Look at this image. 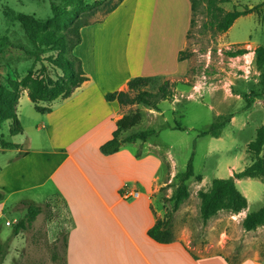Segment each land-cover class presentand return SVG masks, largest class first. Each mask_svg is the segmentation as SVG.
<instances>
[{
  "label": "rangeland",
  "instance_id": "obj_1",
  "mask_svg": "<svg viewBox=\"0 0 264 264\" xmlns=\"http://www.w3.org/2000/svg\"><path fill=\"white\" fill-rule=\"evenodd\" d=\"M109 1L102 11L90 18L91 24L104 21L106 11L119 2ZM198 1L185 50L188 55L184 62L185 74L170 80L175 84L174 100L161 102L159 110L134 105L124 112L125 116L137 113L143 116L141 125L129 134L154 130L157 135L148 141L127 143L125 149L137 159H161L164 166L158 176L163 181L155 185L153 194V204L158 211L173 207V202L165 204L164 198L177 194L180 186L177 177L186 172L192 160V174L182 184L185 198L175 214L174 233L186 240L195 256L222 255L233 263L248 258H260L264 262V224L253 230L245 225L252 214L264 207V182L260 178L236 181L249 201L243 210L237 211L226 204L207 222L201 215L202 194L211 190L213 181L228 179L230 170L241 172L251 165L258 132L264 126V95L255 55L256 49L264 46V11L243 16L227 33L215 34L205 28L206 4ZM262 3L264 0H232L223 8L243 11ZM54 6L72 12L77 4H68L65 0H0V86L10 87L14 83L21 91L19 117L24 134L17 140L31 150L48 147V141L44 131H37L44 116L35 110L27 95L29 89L45 85L49 80L65 79L62 70L49 61V58L66 57L56 44L63 40L67 23L64 19L55 21ZM132 17L133 8L129 11L125 8L119 20L127 22ZM242 49L247 51L245 55H229ZM155 80L148 88L152 92L165 81L164 78ZM222 117L231 120L221 130V138L200 136ZM234 117H241L245 124L233 125ZM8 133L9 123L6 122L0 128V135L8 139ZM38 177L39 184L43 185L21 193L18 201L33 200L44 207V212L27 231L16 237L14 226L26 215V208L18 204L17 196L6 205L7 218L0 221V241L8 243L9 249L3 264H66L68 218L64 205L74 219L79 206L70 202L43 171ZM151 181V176H146L147 188ZM81 182L79 177L73 179V183ZM7 221L11 222L10 226Z\"/></svg>",
  "mask_w": 264,
  "mask_h": 264
},
{
  "label": "crops",
  "instance_id": "obj_2",
  "mask_svg": "<svg viewBox=\"0 0 264 264\" xmlns=\"http://www.w3.org/2000/svg\"><path fill=\"white\" fill-rule=\"evenodd\" d=\"M125 8H133V17L121 22ZM192 18L190 0H125L104 21L81 30L82 43L74 54L88 81L69 99L40 104L52 108L51 113L42 114L43 122L37 126L38 132H45L48 147L31 150L18 136L8 133L7 139L0 135L21 146L0 145V192L4 194L0 221L12 197L17 196L22 205L34 202L18 201V196L42 186L38 176L43 171L79 206L74 219L64 205L68 218L66 264H264L260 258L239 263L222 255L199 258L175 233L171 244L151 239L148 231L165 214V207L158 211L153 204L154 187L163 181L158 176L164 166L161 159H137L126 145L112 156L100 152L130 107L107 102L106 94L127 92L128 83L138 77L170 81L183 76L187 59L181 61L180 54L187 49ZM236 122L245 124L241 117H234L232 124ZM7 123L10 131L11 123ZM236 172L230 170V177ZM146 176H151L149 188ZM76 177L82 182L73 183Z\"/></svg>",
  "mask_w": 264,
  "mask_h": 264
},
{
  "label": "trees",
  "instance_id": "obj_3",
  "mask_svg": "<svg viewBox=\"0 0 264 264\" xmlns=\"http://www.w3.org/2000/svg\"><path fill=\"white\" fill-rule=\"evenodd\" d=\"M68 4H77L72 12H67L58 6H54L55 21L64 19L67 23L66 33L63 40L58 41L56 46L66 57L61 56L60 59L49 58V61L62 70L64 80L54 81L49 80L45 85H39L35 89H29L28 96L35 106V110L40 114H49L52 112L50 106H41V103H53L59 99L66 100L73 96L75 91L80 88L88 78L83 70L81 60L75 56V48L82 43L81 30L90 26V18L103 10V6L109 4V0H93L92 4L88 0H65ZM109 1V2H108ZM125 0L119 2L106 11V15L114 12ZM192 3L193 18L191 26L195 23V16L198 11L199 1L190 0ZM206 4V15L208 21L205 23V28L215 34L227 33L234 23L241 17L252 13H260L264 11V3L254 7L253 9H245L243 11L233 10L226 11L223 8L224 4H229L232 0H203ZM245 49L237 52L229 53L232 57L245 55ZM256 66L260 71L262 92L264 95V46H260L255 51ZM188 59L186 52H181L180 60ZM157 80L150 77H138L128 83L127 92L108 93L105 96L107 102H118L121 106L144 105L154 110H159V104L164 101H173L175 98V85L170 81H164L159 86L156 92L150 91L148 88L154 85ZM22 97L18 87L11 83L10 87L0 86V128L6 122H10V136H19L24 134V128L19 117V103ZM250 104L253 101L249 102ZM229 118H219L216 120L209 130L200 133L201 137L212 136L219 138L221 130L230 122ZM143 121L141 113L128 115L116 123V130L113 133V138L100 147V152L104 156H112L123 150L127 143H136L138 141H148L151 137L157 135L154 130L141 131L129 134L132 130L139 127ZM125 134H129L125 136ZM0 145L3 148L20 149V145L11 144L5 141L4 136H0ZM253 163L245 170L234 173L228 179H215L212 188L209 192L202 194L201 215L205 222L213 216L218 210L226 204L232 205L237 211H241L248 206L247 198L241 193L236 184V180L246 178H260L264 182V126L258 132L257 141L255 142ZM139 155H137L138 157ZM192 174V160L187 165L185 173L178 175L180 186L177 194L171 198H164L165 204L173 202V207L166 211L163 218L157 219L156 224L148 231V236L160 244H171L175 241L174 236V218L176 212L180 209L184 198L182 192L184 190L182 184ZM164 189V188H163ZM166 190V189H164ZM186 196V193H185ZM4 199V194L0 192V200ZM26 215L23 219L17 222L14 226V236L20 235L27 231L38 216L43 214L44 207L37 203H25ZM168 208V209H167ZM264 224V207L258 212L252 214L245 222L248 230H253L259 225ZM67 245V243H66ZM8 243L0 241V264H3L8 253ZM228 260V259H227ZM229 261V260H228Z\"/></svg>",
  "mask_w": 264,
  "mask_h": 264
},
{
  "label": "built area",
  "instance_id": "obj_4",
  "mask_svg": "<svg viewBox=\"0 0 264 264\" xmlns=\"http://www.w3.org/2000/svg\"><path fill=\"white\" fill-rule=\"evenodd\" d=\"M2 217H3L4 219H5V218H7V215H6V213H4ZM6 224H7L8 226H10V225H11V222H10V221H7V223H6Z\"/></svg>",
  "mask_w": 264,
  "mask_h": 264
}]
</instances>
